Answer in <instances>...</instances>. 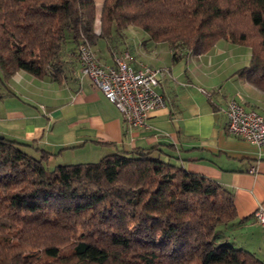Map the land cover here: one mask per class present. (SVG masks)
<instances>
[{"label": "trees", "instance_id": "obj_1", "mask_svg": "<svg viewBox=\"0 0 264 264\" xmlns=\"http://www.w3.org/2000/svg\"><path fill=\"white\" fill-rule=\"evenodd\" d=\"M131 25L194 55L245 45L237 74L264 91V0H103L98 14L95 0H0L1 79L58 78L67 44L78 60L79 43ZM152 154L47 169L51 153L0 134V264H264L220 238L237 216L228 188Z\"/></svg>", "mask_w": 264, "mask_h": 264}, {"label": "crops", "instance_id": "obj_2", "mask_svg": "<svg viewBox=\"0 0 264 264\" xmlns=\"http://www.w3.org/2000/svg\"><path fill=\"white\" fill-rule=\"evenodd\" d=\"M102 1L95 0L97 14ZM91 46L104 64L127 51L134 67L166 69L158 75L157 87L164 105L148 112L145 126L126 123L80 72L76 49L67 44L58 78L19 69L3 80L0 73V134L48 151L54 165L150 147L163 159L228 188L237 216L220 238L264 260V228L253 217L255 208L264 206V146L230 134L224 112L227 100L234 98L264 117V91L237 74L248 64L250 48L220 39L206 53L194 55L180 51L181 46L152 41L131 26L121 38L98 37Z\"/></svg>", "mask_w": 264, "mask_h": 264}, {"label": "built area", "instance_id": "obj_3", "mask_svg": "<svg viewBox=\"0 0 264 264\" xmlns=\"http://www.w3.org/2000/svg\"><path fill=\"white\" fill-rule=\"evenodd\" d=\"M77 50L80 72L87 75L115 105L129 126H145L148 112L164 105L157 87L158 75L167 72L165 68L148 64L134 67L127 61V51L114 55L112 64H104L84 42L78 44ZM224 112L230 134L264 146V117L245 109L234 98L227 100ZM253 217L264 228V206H257Z\"/></svg>", "mask_w": 264, "mask_h": 264}, {"label": "rangeland", "instance_id": "obj_4", "mask_svg": "<svg viewBox=\"0 0 264 264\" xmlns=\"http://www.w3.org/2000/svg\"><path fill=\"white\" fill-rule=\"evenodd\" d=\"M131 27H134V26L131 25ZM151 156L155 158V157H157L158 155H157L156 153H153ZM160 157H161V156H160ZM161 158L163 159V157H161ZM45 166H46L47 169H51V168H53L55 165H54L51 161H47V163H45Z\"/></svg>", "mask_w": 264, "mask_h": 264}]
</instances>
